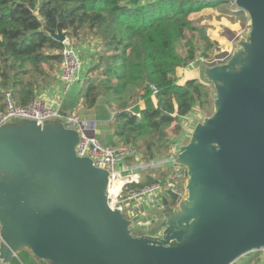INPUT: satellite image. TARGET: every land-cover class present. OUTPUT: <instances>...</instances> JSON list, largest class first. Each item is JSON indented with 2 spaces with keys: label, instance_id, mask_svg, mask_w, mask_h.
Wrapping results in <instances>:
<instances>
[{
  "label": "water",
  "instance_id": "water-1",
  "mask_svg": "<svg viewBox=\"0 0 264 264\" xmlns=\"http://www.w3.org/2000/svg\"><path fill=\"white\" fill-rule=\"evenodd\" d=\"M233 4L248 26L222 64H200L213 113L180 144V195L165 191L160 221L133 234L137 214L107 202L109 172L78 157L71 106L37 123L0 125V264L26 252L35 264H234L264 250V0ZM42 31L59 43L67 32Z\"/></svg>",
  "mask_w": 264,
  "mask_h": 264
},
{
  "label": "trees",
  "instance_id": "trees-1",
  "mask_svg": "<svg viewBox=\"0 0 264 264\" xmlns=\"http://www.w3.org/2000/svg\"><path fill=\"white\" fill-rule=\"evenodd\" d=\"M219 5L197 0H0V111L5 92L16 106L25 107L56 81L64 44L42 31L43 25L67 32L68 40L97 38L102 53L81 82L79 108L92 111L103 100L111 111L112 147H130L143 162L163 157L181 135L183 119L210 104L211 90L204 83H180L177 73L218 52L219 44L206 28L193 25L191 15ZM242 14L236 9L232 16ZM151 98L154 107L134 109ZM170 170H153L138 187L165 182ZM18 259L35 264L26 252ZM234 264H264V256L251 252Z\"/></svg>",
  "mask_w": 264,
  "mask_h": 264
},
{
  "label": "built area",
  "instance_id": "built-area-1",
  "mask_svg": "<svg viewBox=\"0 0 264 264\" xmlns=\"http://www.w3.org/2000/svg\"><path fill=\"white\" fill-rule=\"evenodd\" d=\"M243 32L244 30L237 32L234 40L231 42V46H234ZM63 44L60 80L64 87L59 99L60 101H57L58 104L61 102V98H64L70 84L73 82L74 74L81 67L79 51L67 41ZM196 62L213 66L222 64L224 60L214 56L212 59L206 61L199 59L190 65ZM3 102L5 107L3 111H0V125L13 118H25L41 123L44 120L59 117L58 107L46 103L41 97L34 99L25 107H18L10 92H5L3 95ZM184 119H186V117ZM64 126L74 129L79 133V141L75 146L76 155L78 157L90 158L95 167L105 169L109 172L107 202L112 207L122 208V214L125 219L130 220L135 215L139 214L141 215V220L138 224H147L148 221L155 218L154 215H152L153 209L156 206L162 208V199L165 197L166 190H171L178 195L181 194V183L186 177V172L179 167L173 168V174L170 178H167L165 182H157L152 185L138 187V185L144 182V178L149 173H152L153 170H165L168 165L174 167L173 159L177 147L182 144L181 142L175 141L170 146L165 156L143 162L140 160L137 152L130 147L102 146L94 137H87L85 135V130L89 129L90 123L81 120L73 112L69 117L64 118ZM129 158H133V160L127 164L125 161ZM118 179L122 180V184L116 192H113L114 182ZM148 218H150V220ZM148 230H150L148 226L142 228V232Z\"/></svg>",
  "mask_w": 264,
  "mask_h": 264
},
{
  "label": "crops",
  "instance_id": "crops-1",
  "mask_svg": "<svg viewBox=\"0 0 264 264\" xmlns=\"http://www.w3.org/2000/svg\"><path fill=\"white\" fill-rule=\"evenodd\" d=\"M212 12H213V8H205V9L201 10L200 12H198L197 13L198 17L195 18V20H196L195 22L191 18L192 21H193V25L197 26V27H201L202 25L206 26L207 23H209V24L219 23L215 19L206 20V18L203 17V15H211ZM230 12L233 13V12H235V10L234 11L232 10ZM243 17H244L243 14L238 16V17L235 16L234 17V21H230L231 19L229 20V19L225 18L224 20L226 22H228L229 24L228 25L226 23L219 24L218 26H219L220 32L217 35V38H213V39H215V41L220 46L223 43H225V42H228L231 45V42L234 40L235 35L237 34V32L240 31V30H244L245 31V29H238V24L235 21L236 18H240L239 20H241V19H243ZM225 31H228L231 34V37L229 39L226 38ZM207 33H208L209 36H211L209 34V30H207ZM89 39L87 40V38H83L81 36L78 37V38H74V39H69V40L67 39V42L68 43L70 42L69 44L72 45L80 53L81 67L74 74V80L70 84L66 94L64 95V98L63 99L61 98V102H59V104L57 102V101H60L59 99H60V96H61V94L63 92V87H64L63 83L60 80V69L58 71V74L56 76V81L54 82V84H52L50 87H48L46 90H44L39 95V97L43 98L46 101V103H48V104H50V105H52L54 107H58L59 108V106L61 104H63L64 106H67V107L71 106L72 107V112L75 113V111H76L80 115L79 118L81 120L89 122L90 123L89 129L93 130V129H95L96 124H97L96 123L97 122V118H98V115H96L97 111L96 110L95 111L94 110L86 111V112L81 111V109L79 108V99H78V92H79L80 87H81V82L84 79L88 68L91 66V64L94 62V60L102 53V46L100 44L99 39H97V38H89ZM91 39H94L93 41H96V42L98 41V47H96V46L91 47L90 45H88L89 42L91 44ZM190 67L184 69L186 71L187 70L190 71L189 77H184L183 78L182 76L178 75L180 78L182 77L180 79V83H184L188 79H197V80L200 81V79H199L200 65L198 67H196V68L195 67L190 68ZM179 72L181 74L184 71L183 70H178V73ZM205 85L209 89V86L207 84H205ZM75 99H76V102H75ZM154 106H155V99L151 98L149 101L139 103L138 105H136L134 107V109L139 110V109H142V108H145V107H154ZM105 109L106 110H103V113L106 112L109 115V125H110L111 111L109 109H107L106 107H105ZM107 132H108L107 134H101L100 135L101 141L102 140L105 141V140H108L110 138L109 136L111 135V130L107 131ZM170 169L173 171V167L168 165L165 168V171L166 170H170Z\"/></svg>",
  "mask_w": 264,
  "mask_h": 264
},
{
  "label": "rangeland",
  "instance_id": "rangeland-1",
  "mask_svg": "<svg viewBox=\"0 0 264 264\" xmlns=\"http://www.w3.org/2000/svg\"><path fill=\"white\" fill-rule=\"evenodd\" d=\"M232 10L236 11V8H235V6L233 4H220L219 6L213 8V12L211 13V15H203V17L206 18V20L215 19L219 23H216V24L215 23L214 24L207 23L206 26L202 25L201 27H204L207 30H209V34L211 35L212 38H217V35L220 32L218 25L221 24V23H226L228 25L229 23L224 20L225 18H227L229 20L231 19L230 21H234V17L236 15L232 16V13L230 12ZM243 16L244 17L241 20H239L240 18H236L235 19V21L238 24V29H246L247 26H248L247 15L245 13H243ZM197 17H198L197 13L191 15V18L193 19L194 22L196 21L195 18H197ZM236 17H238V16H236ZM225 35H226V38H228V39L231 37V34L228 31H225ZM88 39L89 38H87V40ZM93 40L94 39H91V44L89 42L88 45H90L91 47H93V46L98 47V41L96 42V41H93ZM231 48H232V46L230 45V43L225 42L221 46L219 45L218 52H216L214 54V56L216 58L224 60V62H225L228 59V57H229V55L231 53ZM199 65L200 64L198 62H196V63L190 65L191 67L190 66L189 67L190 68H192V67L196 68ZM183 71H184L183 73L180 74V72H179V73H177V75L182 76L183 78L184 77H189L190 71H188V70L187 71L183 70ZM208 86H209V89L211 90L210 104L208 106H206V107H203L202 109H198V108L194 109L188 115V117L186 119H183V121H182V132H181V135L175 140L176 142L186 143L188 138H189V135H190V133H191V131L193 129V127L195 126V124L197 122H201L203 118L209 117L213 113L212 88H211L210 85H208ZM75 102H76V99H75ZM95 110L97 111L96 115H98L97 122H96L97 123L96 127L93 130L92 129L85 130V135L87 137H94L102 146L112 147L111 143L113 142L114 138L111 135L109 136L110 138L108 140H105V141L102 140L101 141V139H100V135L101 134H107L108 133L107 131L111 130L110 129V125H109V115L106 112L103 113V110H106L105 107H104V104H103V100H100L98 106L94 109V111ZM75 114L78 117L80 116L76 111H75ZM173 168H178V167L174 166ZM162 171L164 172L165 170H162ZM160 209L161 208L159 206H156L153 209L152 215H154L155 218L153 220L151 219V221H148L147 224L134 225L133 226V234H136L137 232H141L142 228H144L145 226H148L150 228V230L153 229L160 221V216H159V210ZM148 219L150 220V218H148ZM262 253H263V256H264V250L261 251V254ZM18 256H17V258L12 260L10 263L13 264L15 261H17L19 264L22 263L18 259Z\"/></svg>",
  "mask_w": 264,
  "mask_h": 264
},
{
  "label": "bare ground",
  "instance_id": "bare-ground-1",
  "mask_svg": "<svg viewBox=\"0 0 264 264\" xmlns=\"http://www.w3.org/2000/svg\"><path fill=\"white\" fill-rule=\"evenodd\" d=\"M121 184H122V180H120V179L116 180V182H114V187H113L112 191L116 192V190L120 187Z\"/></svg>",
  "mask_w": 264,
  "mask_h": 264
}]
</instances>
